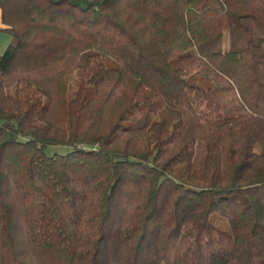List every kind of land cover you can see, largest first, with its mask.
<instances>
[{
    "label": "trees",
    "instance_id": "trees-1",
    "mask_svg": "<svg viewBox=\"0 0 264 264\" xmlns=\"http://www.w3.org/2000/svg\"><path fill=\"white\" fill-rule=\"evenodd\" d=\"M0 8V264H264V0Z\"/></svg>",
    "mask_w": 264,
    "mask_h": 264
},
{
    "label": "crops",
    "instance_id": "crops-1",
    "mask_svg": "<svg viewBox=\"0 0 264 264\" xmlns=\"http://www.w3.org/2000/svg\"><path fill=\"white\" fill-rule=\"evenodd\" d=\"M1 14L2 10L0 8V52L7 47L9 43L8 41L10 40V35L2 29L4 27V23Z\"/></svg>",
    "mask_w": 264,
    "mask_h": 264
},
{
    "label": "rangeland",
    "instance_id": "rangeland-1",
    "mask_svg": "<svg viewBox=\"0 0 264 264\" xmlns=\"http://www.w3.org/2000/svg\"><path fill=\"white\" fill-rule=\"evenodd\" d=\"M5 49H3L0 53L4 52ZM65 150L66 149L64 147L51 146V147H49L48 152L52 153L54 151H65ZM200 150H201V152L199 153V156L197 157V162H199V163L202 162V159H203L202 149H200Z\"/></svg>",
    "mask_w": 264,
    "mask_h": 264
}]
</instances>
